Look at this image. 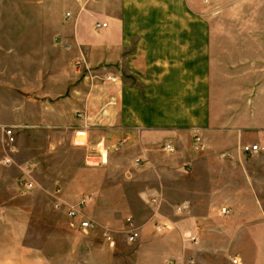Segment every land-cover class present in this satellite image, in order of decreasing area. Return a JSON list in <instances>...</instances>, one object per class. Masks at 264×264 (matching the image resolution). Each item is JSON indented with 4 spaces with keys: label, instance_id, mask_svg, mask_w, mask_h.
Listing matches in <instances>:
<instances>
[{
    "label": "crops",
    "instance_id": "0c3cea01",
    "mask_svg": "<svg viewBox=\"0 0 264 264\" xmlns=\"http://www.w3.org/2000/svg\"><path fill=\"white\" fill-rule=\"evenodd\" d=\"M219 10L214 0L58 5L56 76L48 82L55 93L40 89L18 107L13 82L0 84L2 93L13 90L0 97V264H52L26 243L30 214L6 206L19 177L30 181L42 162L32 146L33 155L18 161L17 131L45 138L50 153L77 146L87 156L127 141L124 150L144 163L143 195L153 204L152 218L137 226L136 264H264V65L242 55L264 51V38L218 32ZM41 56L50 58L46 46ZM8 128L15 131L14 153ZM78 132L86 134L85 145L75 144ZM194 136L204 142L198 159L176 161L162 149ZM247 144H259L261 153L244 156L240 147ZM77 179L76 173L70 184ZM176 202L183 205L173 209ZM11 212L24 217L14 229L6 224ZM87 243L59 263L122 264L113 246Z\"/></svg>",
    "mask_w": 264,
    "mask_h": 264
},
{
    "label": "rangeland",
    "instance_id": "374dc122",
    "mask_svg": "<svg viewBox=\"0 0 264 264\" xmlns=\"http://www.w3.org/2000/svg\"><path fill=\"white\" fill-rule=\"evenodd\" d=\"M64 1L0 0V84L9 79L13 82L18 107H22L24 97L31 94L37 96L40 89L47 94L55 93V83L48 82H55L56 73L52 67L56 58L52 46L56 37L57 8ZM214 2L220 9L218 32L264 38V0ZM248 43L259 41L250 39ZM44 46L48 48L50 58L41 56ZM242 55L247 56L250 62L264 65V51L257 49ZM1 90L3 88L0 86ZM12 91L11 87L5 88L3 93L0 92V97L7 98V93L11 95ZM32 111L35 113L36 109ZM16 137L20 150L19 162L23 163L30 158V154L33 155V151H28V147L37 148V156L42 154L41 164L34 167L29 175L30 181L36 183L35 188L26 191L22 187L24 176H20L14 201L6 203V206H11L13 210L18 209L25 215L30 214L27 245L40 250V255L47 257L50 263L60 264L61 258L72 256L74 251L78 253L89 241L97 248L108 246L109 242L105 238V233H108L115 243L111 248L112 254L121 258L122 264H136L138 237L130 243L128 236L132 232L138 233L137 226L152 218L150 215L153 204L150 201L152 197L143 195L144 191L149 190L145 186L142 187L141 183V168L144 163H141L140 168L136 166V160L142 162V159L135 153L124 150L127 141L118 150L109 152L107 164L90 166L86 163V152L77 150V146L73 147L76 150L66 148L63 152L50 153L45 138L36 137L29 140L18 131ZM77 138L78 136L74 140L75 144L79 143ZM86 138L83 137L84 143ZM179 140V143L166 142L162 145V149L167 144L172 145L174 150L169 158L181 162L193 157L198 159L204 145L203 140L199 136ZM100 150H103L102 147ZM163 152L167 154L164 150ZM225 156L231 157L232 154ZM76 173L78 179L73 186L70 181ZM15 175L18 177L20 173L16 171ZM91 187L96 191L93 195H88ZM181 188H184V185ZM176 193L183 195L184 191L176 189ZM62 197L66 198L67 202L63 201ZM81 199H86V204L79 212L77 210ZM4 203L5 201H0V204ZM180 203L176 202L173 209L183 205ZM168 209L172 207L169 206ZM75 211L77 214L73 216ZM225 215L229 216L227 212ZM23 218L19 213L11 212L7 218V228L14 229ZM3 220L0 219V222ZM84 221L92 224L91 230L81 228L80 224ZM112 228H116V233ZM172 262L176 264L175 260Z\"/></svg>",
    "mask_w": 264,
    "mask_h": 264
},
{
    "label": "built area",
    "instance_id": "2783aa9c",
    "mask_svg": "<svg viewBox=\"0 0 264 264\" xmlns=\"http://www.w3.org/2000/svg\"><path fill=\"white\" fill-rule=\"evenodd\" d=\"M70 15L68 14L67 17H69ZM98 27H100L98 25ZM102 27H106V24H102ZM108 80H111L113 82L118 81V79L116 77L107 78ZM6 136L8 138V142L11 145V149H10V153H14V144L16 143V139H15V131L13 128H8L5 130ZM77 136H83L85 137L86 134L83 132H78ZM87 137V136H86ZM87 141V140H86ZM85 141V143H86ZM197 141H199V139H197ZM84 144H76V145H85ZM126 143V140H122L120 143H118L116 146L114 147H102L103 150L100 149H94L90 152H88L87 156H86V163L90 166H103L105 164H107L108 159H109V152L110 151H114V150H118L120 147H122L124 144ZM165 150L167 152L172 153L173 152V147L170 144H167L165 146ZM262 151V148L260 147L259 144H247V145H242L240 147V152L245 155V156H256L258 154H260ZM11 163V159L10 158H4L3 159V164L4 165H9ZM136 165L140 166L141 165V160H136ZM22 187L26 190V191H31L35 188V185L28 181V180H23L22 181ZM86 204V199H81V201L79 202L78 205V210L77 211H82L84 206ZM182 208L184 209L185 206H182ZM77 211L73 212L72 215L76 216ZM81 228L83 230H91L92 229V224L88 221H84L80 224ZM138 237V234L135 232H132L129 236H128V241L130 243L134 242L136 240V238ZM105 238L107 240V242H109L110 246H114V241L112 240V238L108 235V233H105ZM233 264H238V260L234 259ZM169 264H174L173 262H170Z\"/></svg>",
    "mask_w": 264,
    "mask_h": 264
},
{
    "label": "bare ground",
    "instance_id": "6f19581e",
    "mask_svg": "<svg viewBox=\"0 0 264 264\" xmlns=\"http://www.w3.org/2000/svg\"><path fill=\"white\" fill-rule=\"evenodd\" d=\"M78 138H79V140H78L79 144H84L83 136H79Z\"/></svg>",
    "mask_w": 264,
    "mask_h": 264
}]
</instances>
